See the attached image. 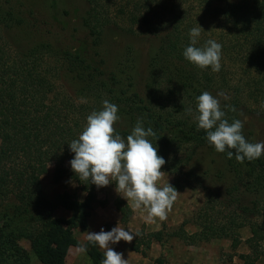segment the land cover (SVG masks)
Returning a JSON list of instances; mask_svg holds the SVG:
<instances>
[{"label": "trees", "instance_id": "1", "mask_svg": "<svg viewBox=\"0 0 264 264\" xmlns=\"http://www.w3.org/2000/svg\"><path fill=\"white\" fill-rule=\"evenodd\" d=\"M66 1L71 5L58 13ZM214 1L0 0V264H29L23 241L42 264H66V246L84 248L94 264L102 263L98 245L80 243L76 233L87 232L95 206L108 202H100L98 187L80 181L65 161L74 156L68 144L104 100L118 106L114 127L125 140L138 120L153 129L156 137L148 139L166 161L164 174L178 178L177 191H205L195 216L200 230L188 234L182 225L178 238L189 244L230 239L236 249L248 228L251 252L240 259L255 264L264 258V155L242 164L235 155L228 159L195 119L199 95L224 92L227 100L217 98L225 118L241 120L245 139L256 143L246 117L264 116V0H239L222 11ZM59 16L68 18L66 26ZM111 27L130 36L145 28L149 54L142 57L130 44L114 54ZM194 27H201L197 47L209 39L222 45L219 72L185 59ZM68 28L93 57L73 49ZM50 164L54 181L71 179L83 199L78 192L46 197L42 177ZM60 208L71 216L56 218ZM116 208L127 225L132 209L121 198ZM140 235L131 249L146 256L141 246L150 249L162 232L145 234L148 242Z\"/></svg>", "mask_w": 264, "mask_h": 264}, {"label": "clouds", "instance_id": "2", "mask_svg": "<svg viewBox=\"0 0 264 264\" xmlns=\"http://www.w3.org/2000/svg\"><path fill=\"white\" fill-rule=\"evenodd\" d=\"M190 45L183 52L186 60L200 69L211 66L213 72L221 69L222 45L215 40H207L202 47H197L201 35V27L190 30ZM221 97L228 96L224 92L214 97L204 91L197 99L195 119L198 129L207 133V141L218 153H227V158L239 163L259 159L264 155V142L250 143L242 134L243 122L234 119L229 123L226 113L221 109ZM183 104V100L181 101ZM230 107V106H229ZM235 112L234 107L230 108ZM191 114L192 109L187 110ZM118 106L103 101L100 111H94L87 117V124L79 135L69 145L74 158L70 161L71 169L80 181H90L98 188L106 187L115 181L116 191L131 204L134 210L144 209L147 218L165 220L177 199L178 191L170 183L163 187L158 181L164 175L161 170L165 159L158 155L148 137H156L151 127L145 129L143 122L138 120L126 140L116 132L114 124L119 121ZM234 150V151H233ZM134 236L119 226L111 231L101 229L99 233L89 232L87 240L104 249L102 264H127L122 253L110 247L121 240L131 243ZM81 251L86 249L81 248Z\"/></svg>", "mask_w": 264, "mask_h": 264}, {"label": "rangeland", "instance_id": "3", "mask_svg": "<svg viewBox=\"0 0 264 264\" xmlns=\"http://www.w3.org/2000/svg\"><path fill=\"white\" fill-rule=\"evenodd\" d=\"M239 0H215L214 8L217 11H222L229 3H235ZM67 3V4H66ZM65 5L59 4L57 8L58 13H62L63 7L68 8L71 3L66 1ZM72 14L73 11H70ZM76 12V11H75ZM71 18H74L71 16ZM68 18L59 16V23L61 25H67ZM126 23L121 24L124 26ZM70 36L73 38V49L80 54L93 57L92 50L87 48L83 43V40L74 37L69 31ZM117 27L110 28V43L112 44L114 54L121 53L123 46L130 44L138 50L142 57H146L150 52V41L147 38L145 28L137 30V35L130 36L123 34ZM95 59V58H93ZM248 126L255 133L256 143L264 142V116L246 117ZM74 156H70L65 165L71 169L70 161ZM55 165H49V171L42 177V187L44 193L48 199H53L57 195L63 192L74 193L78 192L77 184L69 178H64L60 182L54 181ZM178 178L173 175L164 174L158 186L163 187L170 183L173 185ZM79 193V192H78ZM97 198L100 202L107 201L106 207L95 206L93 214L89 219L90 228L87 232L77 231L76 237L78 241L84 244L87 240V234L89 232L99 233L101 229L104 231H111L112 228L118 224L121 228L130 231V234L135 236L140 235L138 240L148 242L145 238V234L162 232L159 239L151 242L150 249H146L144 245L142 249L146 250V256L141 253L135 252L131 249L135 237L131 243L121 240L118 244H111L110 247L114 251L123 254V258L127 260V264H244V261L240 259V255L250 254V249L245 241L250 237V230L248 228L243 229L241 233L242 244L234 249L232 247V241L230 239H215L209 242H200L198 244H189L184 240L178 238L175 233L182 227L188 234H194L198 232L199 226L195 223V216L197 211L205 203V191L201 188H186L184 190H178L177 199L173 204L171 211L167 213L165 220L154 218L149 220L147 218V211L144 209L134 210L131 205L130 208L133 211V216L127 225L121 223L122 215L116 208V201L121 198L126 201L116 191L115 181L106 187L97 188ZM85 195L79 193L81 199ZM127 202V201H126ZM54 216L56 218H69L71 213L60 208ZM21 245L31 254V262L29 264H42L31 252L30 244L26 241L21 242ZM99 248V246H98ZM67 252L66 264H94L90 259L86 251H81V248L69 247L65 248ZM104 255V249L99 248ZM102 264V263H100ZM255 264H264V258L258 260Z\"/></svg>", "mask_w": 264, "mask_h": 264}, {"label": "crops", "instance_id": "4", "mask_svg": "<svg viewBox=\"0 0 264 264\" xmlns=\"http://www.w3.org/2000/svg\"><path fill=\"white\" fill-rule=\"evenodd\" d=\"M127 201V200H126ZM127 203H128V201H127ZM129 205H131L130 203H129ZM104 208V207H103ZM100 248V247H99Z\"/></svg>", "mask_w": 264, "mask_h": 264}]
</instances>
